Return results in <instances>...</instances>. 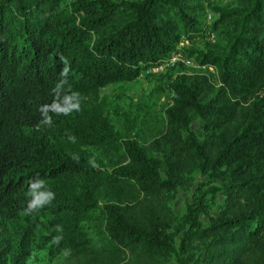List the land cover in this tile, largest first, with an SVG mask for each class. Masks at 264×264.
<instances>
[{
	"label": "trees",
	"instance_id": "1",
	"mask_svg": "<svg viewBox=\"0 0 264 264\" xmlns=\"http://www.w3.org/2000/svg\"><path fill=\"white\" fill-rule=\"evenodd\" d=\"M236 2L0 0V264L34 246L72 264H264V0ZM163 64L165 132L142 145L100 91ZM185 172L214 183L200 204L221 191L225 207L204 224L187 203L175 245L167 212Z\"/></svg>",
	"mask_w": 264,
	"mask_h": 264
},
{
	"label": "rangeland",
	"instance_id": "2",
	"mask_svg": "<svg viewBox=\"0 0 264 264\" xmlns=\"http://www.w3.org/2000/svg\"><path fill=\"white\" fill-rule=\"evenodd\" d=\"M219 5L225 7H235L236 0H214ZM216 45L220 39L215 42L207 39L199 40L195 44L198 46ZM187 43V42H186ZM170 62V61H168ZM167 65L163 64L151 70L152 75L147 77L144 74L136 81L116 83L106 86L100 91V100L105 107L106 115L110 118L115 128L122 136H134L138 138L142 145H148L155 138L165 132V110L171 105L172 93L167 89V81L169 73H166ZM201 68L193 66H184L181 69L185 74H192L195 71H203L209 79L219 85L218 77L213 68ZM197 124V122H195ZM164 176V175H162ZM179 180L176 194L171 198L169 203L170 228L167 230L169 234H174V242L177 245L180 237L178 232L180 220L185 213L186 204L198 201L202 207L200 220L204 224H209L212 217L220 213L225 207V197L221 191H216L208 196L200 204L197 198L202 191L214 184H210L207 177H201L199 173H179ZM203 181V183H202ZM202 183V184H201ZM234 203V200H229ZM198 243V247L192 249L193 258H200L199 253L202 252L204 244L208 243V239H200L193 245ZM156 264H180L174 256L160 257L156 259ZM196 262V261H195ZM26 264H72L71 258L63 253H50L47 249L32 247L31 254ZM199 264V263H194Z\"/></svg>",
	"mask_w": 264,
	"mask_h": 264
},
{
	"label": "built area",
	"instance_id": "3",
	"mask_svg": "<svg viewBox=\"0 0 264 264\" xmlns=\"http://www.w3.org/2000/svg\"><path fill=\"white\" fill-rule=\"evenodd\" d=\"M208 17H209V16H208ZM186 42H187V41H183V42L181 43V45H182V44H185ZM169 61H170L171 63H174L175 61H176V62H177V61H181V62H183L185 65H188V66H195V67L197 66L198 68H201L200 65L194 64L193 60H191V59H187V58L183 57L181 53H175V54H173V55L170 57Z\"/></svg>",
	"mask_w": 264,
	"mask_h": 264
}]
</instances>
